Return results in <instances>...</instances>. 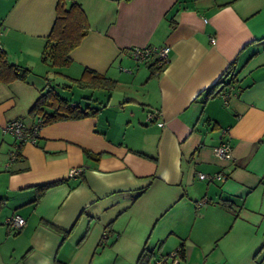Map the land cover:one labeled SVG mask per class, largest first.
Here are the masks:
<instances>
[{"label":"crops","instance_id":"0c3cea01","mask_svg":"<svg viewBox=\"0 0 264 264\" xmlns=\"http://www.w3.org/2000/svg\"><path fill=\"white\" fill-rule=\"evenodd\" d=\"M58 1L0 0V47L29 70L0 83V264H138L146 249L155 264L182 247L181 264H264V0H68L89 31L55 69L41 58ZM165 46L162 71L132 54ZM87 69L101 78L80 87ZM72 85L96 115L44 125L35 143L3 131ZM225 141L232 159L215 154Z\"/></svg>","mask_w":264,"mask_h":264},{"label":"trees","instance_id":"16d2710c","mask_svg":"<svg viewBox=\"0 0 264 264\" xmlns=\"http://www.w3.org/2000/svg\"><path fill=\"white\" fill-rule=\"evenodd\" d=\"M67 1L68 0L58 1L56 20L42 52V62L50 64V66L55 69H60L70 64V52L80 44L89 31L88 19L81 6L73 1L67 6ZM159 68V71H162V68ZM233 70L232 73L234 72ZM28 71L29 70L20 69L16 65L11 64L6 52L0 49V83L10 84L16 80H26ZM100 78V76L94 75L93 71L87 69L81 78L74 80L80 87L84 85L86 87H93ZM236 79V73H233V76L229 78L228 81L223 80L222 77L215 87L221 85L223 89H226L235 82ZM98 111V109L93 107L83 108L79 104H72L52 87L40 94L30 108L29 115L41 119L44 125H48L58 121L82 119L93 116L96 115ZM86 154L88 157H94L96 160L101 157L99 154L92 155L88 151H86ZM50 186H52V184L45 185L41 189L44 190ZM178 250L183 261L185 258L184 248L182 247ZM153 258L154 253L146 249L140 255L138 264H151ZM55 263L63 264L57 260Z\"/></svg>","mask_w":264,"mask_h":264},{"label":"built area","instance_id":"2783aa9c","mask_svg":"<svg viewBox=\"0 0 264 264\" xmlns=\"http://www.w3.org/2000/svg\"><path fill=\"white\" fill-rule=\"evenodd\" d=\"M212 43H215V39L212 38ZM1 49V47H0ZM169 52L170 48L165 46L161 48L156 47H145V48H136L133 49L132 54L133 57L140 61L148 59L151 55L157 56V63L158 66L164 69L169 63ZM156 116L155 113L149 112L147 120L151 122L154 117ZM44 126L43 121L39 119L33 126H27L24 121L21 119H14L9 121L2 129L6 133H11L15 135V137L20 142H33L35 143L40 135V131ZM215 154L219 157L225 159H232V147L229 142L225 141L219 144L214 148ZM13 158L16 159V154L13 155ZM82 173V169L75 168L72 169L70 172V177H76ZM200 177L202 179L207 178L206 175L201 174ZM218 179H223L224 175L222 173L216 176ZM206 201L203 200L199 203V205L204 204ZM26 224V220L24 217L15 214L8 220V225L15 228L16 230H21ZM181 264L182 258L179 254V250H175L168 255L160 256L156 259L155 264Z\"/></svg>","mask_w":264,"mask_h":264},{"label":"rangeland","instance_id":"374dc122","mask_svg":"<svg viewBox=\"0 0 264 264\" xmlns=\"http://www.w3.org/2000/svg\"><path fill=\"white\" fill-rule=\"evenodd\" d=\"M63 74H67V71L65 70H60ZM63 81L65 83H68L67 80L63 79ZM37 82L40 83V80H37ZM46 84V83H45ZM44 84V86H45ZM60 95L66 99H68L69 101L72 102H76V103H80L82 105H84L85 103V99L87 96H91V94L93 93L91 90H81V88L77 87V85L73 86L72 85V90L71 91H66L63 89H60Z\"/></svg>","mask_w":264,"mask_h":264}]
</instances>
